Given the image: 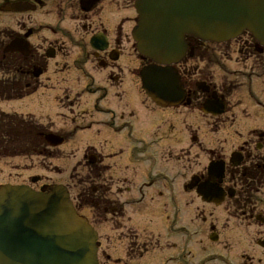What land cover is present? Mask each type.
Instances as JSON below:
<instances>
[{
	"label": "flooded vegetation",
	"instance_id": "obj_1",
	"mask_svg": "<svg viewBox=\"0 0 264 264\" xmlns=\"http://www.w3.org/2000/svg\"><path fill=\"white\" fill-rule=\"evenodd\" d=\"M129 11L130 0H0V19L9 14L12 21L11 29L0 27V103L19 101L41 91L46 94L39 95H53L54 102L57 98L59 109L68 112L72 122L90 120L93 144L82 154V160L96 186L91 189L96 193L91 194L101 193L90 202L102 208L111 204L105 218L108 222L122 218L124 207L129 205L137 206L135 212L144 216L138 219L141 223L157 218L159 222L175 220L179 204L173 180L187 177L188 182L178 185V192L194 194L201 206L233 213L228 217L234 222L232 226L224 220L219 228V218L212 212L202 214L209 241L225 248L228 243L223 238L237 232L241 264H264V103L257 101L260 109L243 119L248 127L233 122L229 127L217 126L218 137H213V142L194 136L192 131L202 129L207 135L215 126V120L211 124L209 118H227L234 108L227 102L236 81L218 88L211 84L210 69H219L215 61L195 75L181 67L187 62L199 63V58L206 60L211 47L227 43L185 38V55L171 66L181 85L182 99L174 105L157 106L141 88V72L152 62L135 52L129 31L133 26L125 29L130 22ZM34 14L50 17L51 23L34 19ZM10 44L11 50H5ZM70 49L76 51L74 57ZM128 51L135 60H130ZM127 68H133L143 98L139 111L125 104ZM245 91L249 97L252 90ZM89 98L93 105H88ZM31 121L0 111V160L32 156L47 142V135L61 138V145H65L64 137L48 133L44 126ZM6 124L11 132L5 131ZM200 188L221 193L220 202L201 201L196 194ZM107 193L111 199H105ZM130 193L141 198L136 205L131 199L126 201L128 197L119 202L120 196ZM79 200L85 204L89 201L81 196ZM220 253L222 250L209 252L210 257L203 262L217 258L228 262L227 255Z\"/></svg>",
	"mask_w": 264,
	"mask_h": 264
},
{
	"label": "rangeland",
	"instance_id": "obj_2",
	"mask_svg": "<svg viewBox=\"0 0 264 264\" xmlns=\"http://www.w3.org/2000/svg\"><path fill=\"white\" fill-rule=\"evenodd\" d=\"M133 1L130 0V11L127 14L130 22L125 25V29L134 25L136 16L132 8ZM33 17L42 20L43 23L47 22L46 25L51 23L50 17L44 18L37 14H34ZM11 26V16L9 14L3 15L0 19V27L11 29ZM70 52L72 53L71 56L74 57L76 51L70 49ZM128 52L130 53V60H135L132 51ZM205 58L206 60L199 58V63L196 61L193 64L187 62L181 68L185 66L188 68V73L191 71L192 75H195L199 69H204L206 65L213 66L211 62L215 61L218 63L219 69L215 66L212 69L209 68L212 77L211 84L218 88L223 83L228 84L236 81L233 95L227 102L230 107L234 108L231 109L227 118L220 120L209 118L211 124L215 120V126H211L207 135L204 134L206 131L202 129L198 130V133L192 131V134L197 138H211L213 142L215 140L213 137H218L217 126L229 127L233 122L237 126L248 127L249 125L245 124L246 121L243 119L252 110L260 109L257 101L264 103V76H262L264 73V50L255 51L252 39L247 34H242L235 40L227 42L223 47H211ZM136 65L140 67L138 62ZM132 70L133 68H127L124 72V93L127 95L125 104L131 106L135 111H139L142 109L143 98L139 94V85L136 77L132 74ZM93 74L96 79L98 77L97 71ZM196 78L194 77V79ZM246 88L250 91L253 89L256 91H254L255 93L249 92L248 97ZM39 94L46 93L40 91L36 95L28 96L19 101L2 102L0 103V111L14 112L20 118L31 119L35 125L44 126L47 129L46 132L64 137L65 145L52 148L44 143V145L38 146L39 149L32 156L26 158L11 156L1 159L0 184H29L34 191L38 192H43L47 185L61 184L65 186L72 205L76 210L81 211V214L87 218L97 233L98 264H175L178 262L180 264H201L210 257L209 252L220 250L227 255L229 263H242L240 251L237 248L241 240L236 243L239 234L236 232L227 238H223L228 243V246L223 248V246L209 241L208 226L201 222L202 214L206 216L208 212H212L213 217L219 218L218 228L224 220L232 226L234 222L228 217L232 218L231 214L233 213H226L225 211L223 213L220 209L201 206L199 199L194 194L178 192V185L188 182L187 177L178 176L173 180L176 202L179 204L177 214L174 212L175 220L171 222H161L160 220L159 222L157 218L156 221L153 220L154 222L142 221L143 223H141V220L138 219H144V216L135 212L138 208L134 205L125 206L124 214L117 222L111 223L105 220L110 209L108 207H111V204L102 208L101 206L96 207L90 202L92 197L97 199L101 193L98 191L97 195H92L96 192L92 193L91 189L96 186L88 176L87 163L82 160V154L88 152L89 147L93 144L94 134L90 132L92 126L90 129L88 128L90 120L72 122L70 114L59 109L57 98L54 102L53 95L42 96ZM110 95L114 96V93ZM88 102L90 103L88 105H93L94 101L89 98ZM6 118V120L10 119L9 117ZM14 118L13 114L12 120ZM218 121L223 122L220 124ZM238 129L243 131L245 128ZM231 130H233L232 127L229 132ZM5 131L11 132V129L5 128ZM20 136L21 133L17 135V137ZM7 147H11V144ZM32 177L36 179L31 181ZM80 196L89 199V201H86V204L81 202ZM124 197H128L125 199L126 201L131 199L134 204L140 198L138 194L130 193L120 196V203H123ZM111 198V194H105V199ZM114 198L116 199V197ZM107 205L105 204V206ZM113 205L115 206L114 203ZM106 208L107 212L104 211ZM144 214L146 215V212ZM98 217H101V220ZM161 218L162 215H160ZM167 231H169V235L166 233ZM225 232L221 231V234ZM223 253L220 254L224 255ZM170 259L177 262L169 261ZM204 264H224V260L217 258Z\"/></svg>",
	"mask_w": 264,
	"mask_h": 264
},
{
	"label": "water",
	"instance_id": "obj_3",
	"mask_svg": "<svg viewBox=\"0 0 264 264\" xmlns=\"http://www.w3.org/2000/svg\"><path fill=\"white\" fill-rule=\"evenodd\" d=\"M132 37L136 50L158 65L179 61L184 37L222 43L248 32L264 48V0H136ZM10 51L11 44L5 49ZM142 85L160 106L182 99L175 71L148 66ZM56 146L58 137L47 135ZM202 201L218 204L221 193L200 188ZM96 233L78 216L64 188L34 192L0 187V264H97Z\"/></svg>",
	"mask_w": 264,
	"mask_h": 264
},
{
	"label": "trees",
	"instance_id": "obj_4",
	"mask_svg": "<svg viewBox=\"0 0 264 264\" xmlns=\"http://www.w3.org/2000/svg\"><path fill=\"white\" fill-rule=\"evenodd\" d=\"M7 125V124H6ZM9 125L6 126V128L8 127ZM10 127V126H9ZM16 130V128H14ZM4 132V131H3ZM4 136H8L7 134L4 133ZM1 144V143H0Z\"/></svg>",
	"mask_w": 264,
	"mask_h": 264
}]
</instances>
